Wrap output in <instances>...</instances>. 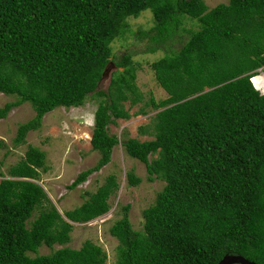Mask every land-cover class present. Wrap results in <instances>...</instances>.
<instances>
[{
  "label": "trees",
  "instance_id": "16d2710c",
  "mask_svg": "<svg viewBox=\"0 0 264 264\" xmlns=\"http://www.w3.org/2000/svg\"><path fill=\"white\" fill-rule=\"evenodd\" d=\"M146 9L154 24L132 32L128 18ZM128 32L147 38L149 52L163 53L150 67L168 96L145 102L157 112L154 137L143 141H121L108 130L130 117L124 101L142 100L133 54L112 52V41ZM106 66L114 70L104 89ZM263 66L264 0L213 7L204 0H0V92L17 96L0 107V119L25 101L35 111L18 126L15 143L38 129L48 111L91 97L97 106L90 144L99 158L69 187L109 163L120 141L144 163L147 180L165 182L142 211V230L132 227L129 204L109 228L118 240L116 264H216L225 254L264 264V95L250 81ZM40 168L46 170L44 151L28 146L10 177L0 179V264H106L104 249L89 239L79 248L28 254L43 243H67L69 220L106 213L117 188L109 175L65 217L50 204L28 226L48 200L37 182ZM127 180L136 185L140 178L129 172Z\"/></svg>",
  "mask_w": 264,
  "mask_h": 264
},
{
  "label": "rangeland",
  "instance_id": "374dc122",
  "mask_svg": "<svg viewBox=\"0 0 264 264\" xmlns=\"http://www.w3.org/2000/svg\"><path fill=\"white\" fill-rule=\"evenodd\" d=\"M206 5L213 7L219 3H227L228 0H204ZM132 32L138 29L147 30L154 24L151 11L146 9L137 17L128 18ZM190 24L186 23L185 27ZM191 26V25H190ZM126 33L124 37L112 41L113 54L120 55L129 51L133 54L135 63H138L135 83L142 94V100L130 104L129 100L123 102L124 108L130 113L129 118H118L115 123L108 125L109 133L115 134L121 141L132 137L140 141L152 139V120L157 112L146 101L153 97L157 101L168 96L166 91L157 82L150 67L151 62L163 53L160 50L149 52L146 46L147 38L138 39L134 34ZM181 43L176 44L179 47ZM114 68H111V72ZM122 69V68H119ZM264 71L258 68L257 72ZM257 75V74H256ZM109 80L100 83L101 88L106 89ZM17 96L0 92V107L6 102L15 101ZM97 101L87 97L81 106L63 107L58 106L48 111L41 121L38 129L29 130L22 143H15L17 128L20 124L34 117L35 111L31 103L25 101L18 106L12 107L4 118L0 119V179L9 178L8 169L17 164L25 156L28 146H34L44 151V165L46 170H39L37 181L46 192L48 200H44L37 206L28 220V226L42 210L54 205L63 217L65 211L71 210L85 199L89 193L95 192L104 183L109 175H113L117 182V188L108 199L109 210L87 222L70 221L72 229L70 240L64 244L55 243L52 247L41 244L36 252H28L30 256L48 254L53 249L61 246L79 248L85 240H91L100 245L106 252V264L117 263L118 240L112 236L109 228L120 219L124 213V205L129 204L128 218L134 229L142 230L144 218L142 211L154 204L157 193L163 188L165 182L155 178L147 180V173L143 162L130 157L122 146L121 141L113 147L111 160L99 171L93 172L87 180L74 188L69 185L76 175L93 166L99 153L92 149L90 137L94 123V111ZM143 107L144 113L137 112ZM145 127V131L140 127ZM151 154L149 158L156 157ZM132 172L140 178L139 183L131 185L127 180V173Z\"/></svg>",
  "mask_w": 264,
  "mask_h": 264
},
{
  "label": "water",
  "instance_id": "95a60500",
  "mask_svg": "<svg viewBox=\"0 0 264 264\" xmlns=\"http://www.w3.org/2000/svg\"><path fill=\"white\" fill-rule=\"evenodd\" d=\"M111 70V67L106 66L101 80H105L108 77V74ZM216 264H261L254 261H251L239 254H225Z\"/></svg>",
  "mask_w": 264,
  "mask_h": 264
},
{
  "label": "built area",
  "instance_id": "2783aa9c",
  "mask_svg": "<svg viewBox=\"0 0 264 264\" xmlns=\"http://www.w3.org/2000/svg\"><path fill=\"white\" fill-rule=\"evenodd\" d=\"M259 78L258 81V85L260 87L261 92H264V71L257 73V75L254 76V78ZM253 79V78H252ZM255 86H257L256 84H254Z\"/></svg>",
  "mask_w": 264,
  "mask_h": 264
},
{
  "label": "clouds",
  "instance_id": "9594fccd",
  "mask_svg": "<svg viewBox=\"0 0 264 264\" xmlns=\"http://www.w3.org/2000/svg\"><path fill=\"white\" fill-rule=\"evenodd\" d=\"M263 68H264V66H263ZM258 72H256V73H253V75H251L250 76V81H251V83H252V85H253V87L261 94V95H264V92H261V90H260V87H259V85H258V79L259 78H254V76L257 74ZM253 78V79H252ZM254 84H256L257 86H255ZM81 106V105H80ZM64 107V106H63ZM73 107V106H72ZM92 220V219H91Z\"/></svg>",
  "mask_w": 264,
  "mask_h": 264
}]
</instances>
